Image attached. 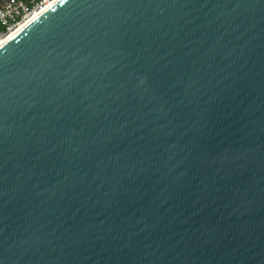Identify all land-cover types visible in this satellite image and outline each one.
<instances>
[{"label":"water","instance_id":"water-1","mask_svg":"<svg viewBox=\"0 0 264 264\" xmlns=\"http://www.w3.org/2000/svg\"><path fill=\"white\" fill-rule=\"evenodd\" d=\"M0 264H264V0H60L4 43Z\"/></svg>","mask_w":264,"mask_h":264},{"label":"built area","instance_id":"built-area-1","mask_svg":"<svg viewBox=\"0 0 264 264\" xmlns=\"http://www.w3.org/2000/svg\"><path fill=\"white\" fill-rule=\"evenodd\" d=\"M55 0H4L0 4V41Z\"/></svg>","mask_w":264,"mask_h":264},{"label":"bare ground","instance_id":"bare-ground-1","mask_svg":"<svg viewBox=\"0 0 264 264\" xmlns=\"http://www.w3.org/2000/svg\"><path fill=\"white\" fill-rule=\"evenodd\" d=\"M58 1L60 0H55L54 2H52L51 4H49L47 6V8H45L44 10H42L41 12H39L38 14H36L35 16L31 17L30 19H28L27 21L23 22L19 27H17L16 29L12 30L8 36H6L4 39H2V41H0V47L6 43L9 39H11L14 35H16L18 32H20L22 29H24L27 25H29L31 22H33L35 19H37L40 15H42L44 12H46L50 7H52L54 4H56Z\"/></svg>","mask_w":264,"mask_h":264},{"label":"trees","instance_id":"trees-1","mask_svg":"<svg viewBox=\"0 0 264 264\" xmlns=\"http://www.w3.org/2000/svg\"><path fill=\"white\" fill-rule=\"evenodd\" d=\"M3 29L2 25L0 24V31Z\"/></svg>","mask_w":264,"mask_h":264},{"label":"flooded vegetation","instance_id":"flooded-vegetation-1","mask_svg":"<svg viewBox=\"0 0 264 264\" xmlns=\"http://www.w3.org/2000/svg\"><path fill=\"white\" fill-rule=\"evenodd\" d=\"M4 0H0V4L3 2Z\"/></svg>","mask_w":264,"mask_h":264}]
</instances>
